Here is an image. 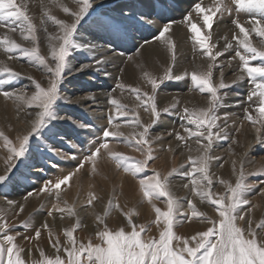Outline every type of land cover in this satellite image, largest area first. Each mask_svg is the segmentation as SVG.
Wrapping results in <instances>:
<instances>
[{"label":"rangeland","instance_id":"rangeland-1","mask_svg":"<svg viewBox=\"0 0 264 264\" xmlns=\"http://www.w3.org/2000/svg\"><path fill=\"white\" fill-rule=\"evenodd\" d=\"M20 2H24L28 6V15L36 27L37 40L35 44L31 40H25L20 34L19 22H16L15 31L8 26L10 22H0V69L8 67L20 74L19 78H11L0 72V79L6 81L4 90L16 92L23 90V92L31 94L35 90L34 82L38 81L46 85L50 76L43 66H37L19 50L7 52L3 42L4 38L7 36L22 47H38L41 54L47 56L50 51L49 34L55 35L57 29L52 21L47 19L46 14L55 15L61 19L66 18L61 6L67 4L69 7L75 8V2L74 0H17V3ZM97 2L104 4V8L100 11L111 13L117 17L118 9L129 5L131 7L125 8V11L130 12L134 7L140 13H150L146 19L155 21V23L136 25L128 30L126 36L110 35L98 30L90 23L83 25L78 42L86 44L91 41L100 47L94 52H89L84 48L75 50L72 62L77 68L85 63L95 65V60L91 58L95 56L96 59L104 61L100 68L106 70L108 75H105V71H98L95 66L79 73L74 72L72 75H67L61 86V94L64 99L57 101L56 113L59 117L70 116L72 120L52 121L50 125L52 132L45 133L46 138L37 137L30 140L29 153L25 157L11 161L15 165L11 181L0 188V217L6 215L8 223L17 225L13 234L20 232L23 235L33 236L34 229L39 228L47 220L53 231L61 235L63 241L64 229L74 225L79 218L80 227L74 233L75 237L85 242L92 238L96 242L94 238L98 226L96 216H103L105 211H108L105 221L110 228L126 225L127 217L124 213L127 212L132 215L134 223L138 226H146L147 230L141 234L142 236L158 238L159 231L153 223L155 220L154 210L139 189V178L152 176L153 169L165 175L173 169H177V172L170 177V182L174 194L181 198L183 205L181 212L191 215V208L188 205V200H191L197 211L213 218L216 215L214 207L207 201H202L192 191L191 179L180 175L181 172L189 171L191 168L189 156L194 158L198 155V146L194 140L187 141L191 148L189 151V148L183 147L182 142H179L175 136V132L187 135L184 131L187 122L181 119L180 113L183 112L184 107L190 109L202 107L207 100L206 94L199 93L198 89L194 87L190 76L179 82L165 81L157 89L155 102L157 110L161 114L157 124L150 130V138L159 136V139L151 140L153 158L149 160L147 168L139 177H133L130 173L117 169L114 162L105 156L98 159L95 172L91 170V165H86L85 169L76 172L67 185H61L59 202L54 195H50L46 191L39 192V187L42 186L31 182L33 175L30 174V171L36 167L40 169L36 178H44L42 182L45 181V183L47 181L54 182L57 178L74 171L78 167L79 160L88 154L89 149L93 148L102 136V131L108 127L109 115L115 116L116 119L112 121V126L108 127V130L118 131L123 134V137L135 136L137 139L139 138L138 133L142 131V128L126 123L123 118L119 117L110 100L116 99L125 106L124 110L126 111L131 109L129 116L137 115L142 123L151 122V113L144 111L143 107L139 106L140 101L135 93L130 91V88L139 87L141 91H149L151 94L150 85L145 83L144 73L147 72L150 76L159 78L171 63V53L165 45L152 39L153 34L163 23L168 20L175 21L172 28V36L176 44V61L172 65L174 74L182 75L185 71L190 74L194 70L206 68L209 62L194 46L190 39L191 34L183 22V17L193 10L194 3L202 2L203 5L210 6L213 0H97ZM162 17L164 19H161ZM236 18L233 13L231 17H225L219 26L216 23L213 24V43L221 37L231 39L233 33L238 31L232 23ZM239 19L241 22H245L250 17L241 15ZM245 26L248 25L245 24ZM45 28H47V32H45ZM251 39L254 46L258 44L259 38L255 34H252ZM110 40L114 51L107 50ZM145 40H148L149 43L144 44ZM223 42L220 40L217 47L222 48ZM232 55L234 52L218 58V62H225L223 79L229 84L239 74L237 61L232 62V67H228L226 64ZM215 75L218 80L219 69L215 70ZM118 82L130 87H126L122 91L116 87ZM250 87L251 85L246 79L238 85L221 90V94L227 93V97L218 114L222 118L221 124H223L224 115H228L227 125L230 138L214 142L211 155L219 159L211 161L209 172L213 179L211 191L215 195H222L225 189L219 181L221 179L230 180L234 184L236 176L239 174L240 162H244L246 182L254 185V188L246 197L250 204L243 208L245 212L251 209V218L259 223L264 219V191H262L264 176L257 178L247 174L254 173L264 167V145L256 142L255 129L245 119V109L251 108L255 115V105H249L246 99ZM1 98L3 100H0V131L12 140L13 145L18 147L17 137L25 134L33 117L28 116L26 111H18L16 103L13 100H5L2 93H0ZM173 104L176 105L175 108L170 107ZM166 107L170 108L167 113L163 112ZM27 111L33 110L27 109ZM80 123L87 127H78ZM259 126L257 125V127ZM262 133H264V129H262ZM108 143L114 151L133 158L130 163H134L136 159L145 158L146 153L137 151L134 144L129 145L123 138L119 141L109 138ZM4 145L5 141L0 138V175L5 173L10 155ZM65 156L69 158L65 159ZM72 156L79 157V160L71 159ZM233 161H236L235 172ZM185 184H188L189 187H183ZM29 192H32L33 195L25 199ZM89 193H93L97 197L91 205L87 203L90 199ZM5 199L23 204V212H19L18 206L9 208ZM165 199L161 198L154 203L164 209L166 208ZM109 201L118 203L120 208L109 209ZM57 203H59V207L65 209L63 213L52 209L53 204ZM68 207L73 208L75 215L68 214ZM50 209L53 210L55 219L48 216ZM23 221L28 222L27 228L21 225ZM179 221L176 223L174 231L181 236H191L196 231L205 230L207 226H210L208 221L195 218L187 220L183 216L179 218ZM17 243L23 245L26 251L28 248H32L33 257L39 258V251L34 247L33 242H26L22 237H18ZM39 248L47 254L54 252L48 244L46 231H42Z\"/></svg>","mask_w":264,"mask_h":264},{"label":"snow or ice","instance_id":"snow-or-ice-1","mask_svg":"<svg viewBox=\"0 0 264 264\" xmlns=\"http://www.w3.org/2000/svg\"><path fill=\"white\" fill-rule=\"evenodd\" d=\"M75 8L67 4L62 5V11L66 18H58L55 15H47L57 29L55 35L49 34L50 51L47 56L42 55L38 47H22L13 40L5 36L4 43L7 52L19 50L24 56L37 66H43L50 79L47 84L34 82V91L31 94L16 91L4 90L6 81L0 79V93L5 100H13L16 103L18 111H26L27 115L33 117L31 125L22 136L17 137L18 147L13 145L12 140L0 131V138L5 141V147L10 155L6 171L0 175V188H3L11 181V174L15 165L11 163L13 159L25 157L29 153L30 140L37 137L46 138L45 133H51L50 127L52 121L67 119L72 117L57 116V101L64 99L61 94V86L64 84L67 75L74 72L79 73L89 68L96 67L98 71L104 61L95 60V65L81 64L78 68L73 64V53L77 49H87L94 52L98 47L97 44L89 41L86 44L79 43L80 33L85 23L94 25L98 30L107 32L110 35L126 36L128 30L136 25L153 24L155 21L146 19L150 13H140L134 7L128 12L125 8L129 5L122 6L118 9V17L111 13H104L100 10L104 4L97 0H74ZM27 4L24 2L17 3V0H0V22H10L8 26L15 31L16 22H19V31L25 40H31L36 43V27L28 15ZM192 11L186 13L183 22L186 24L190 39L194 46L200 50L203 57L209 62L206 68L194 70L190 74L185 71L182 75L174 74L172 65L175 64L176 44L172 36V28L175 21L168 20L158 28L152 36L156 42L163 43L171 53V63L164 70L161 77L155 78L145 72V83L150 85L149 91H141L139 87L130 88L140 101L144 111L151 113V122L144 124L137 115L129 116V112L124 110L125 106L121 105L116 99H111L110 103L116 110L119 117L123 118L126 123H131L135 127L142 128L138 133L139 138L135 136L123 137L118 131H110L108 127L112 126L115 116L109 115L108 127L102 131V136L98 139L93 148H90L87 155L82 160L79 157L72 156L71 159L79 160L78 167L74 171L68 172L54 182L47 181L39 192H47L54 195L59 202L61 198V185H67L76 172L85 169L86 165H91V170L96 171V165L99 158L107 157L112 160L117 169H122L125 173H130L133 177H139L148 166L152 157L151 140L159 139V136L150 138V130L157 124L160 111L157 110L155 94L157 89L165 81L175 80L177 82L189 78L199 93L206 94V104L202 107L190 109L183 108L180 113L182 120L187 124L184 131L187 134L181 135L175 132V136L183 147L191 148L187 141L194 140L198 155L189 156L191 168L189 171L181 172L180 175L191 179V189L198 195L202 201H207L215 209V217H209L207 214L197 211L191 200L188 205L191 208V215L187 212H181L183 207L181 198L177 197L172 189L170 177L177 169H173L166 175L153 169L152 176L139 178V189L142 196L147 199L155 213V220L159 235L157 237L142 236L147 228L144 225L138 226L134 223L130 213H124L127 217V223L118 228H110L105 221L108 211L104 215H97V230L95 231V241L89 238L87 242L77 239L74 233L80 227L79 218L74 225L66 227L63 232V241L61 235L54 232L49 222L46 220L39 228L34 229L33 236L23 235L15 232L17 225L7 222V216L0 217V264H264V219L256 223L251 218V209L245 212L243 206L249 205L250 201L246 198L251 192L254 185L246 182L244 171V162H240L239 174L236 176L233 184L230 180L221 179L219 183L224 186L222 195H215L212 191L213 179L209 172V166L213 159H219L211 155L214 142L228 140V115L221 116L219 110L224 106L223 101L227 93L221 94V90L238 85L246 79L250 83L247 94L249 105H255V115L251 108L245 109V119L251 123L256 132V142L264 145V0H213L210 6L197 2L192 5ZM235 13L236 19L232 21L235 31L231 37H221L215 43L213 38V24L217 26L225 17H231ZM245 15L250 17L249 20L241 22L239 17ZM195 17V18H194ZM215 18V19H214ZM161 19H164L163 17ZM46 23V21H45ZM245 24L248 26L246 27ZM205 30L206 34H205ZM47 32V28H45ZM255 34L259 38L258 44L254 46L251 36ZM223 40V46L217 47ZM55 41V43H52ZM149 41L145 40L144 44ZM112 41H109L107 50L114 51ZM139 51V48H137ZM234 52L226 62L228 67H232V62L237 61L239 74L231 81L226 83L223 79L225 62H218L225 54ZM132 59V57H129ZM219 69V79L215 75V70ZM3 75L11 78H19V73L12 71L8 67L0 69ZM120 90L126 86L118 82L116 85ZM115 91V89H113ZM175 108L176 105L170 106ZM32 109L33 111H27ZM170 111L169 107L163 109V112ZM75 123V121H73ZM257 125H260L257 127ZM80 128L87 127L80 123ZM194 128V130H193ZM239 131V129H237ZM109 138L119 141L122 138L129 145L134 144L137 151L146 153L144 159H136L130 163L133 158L125 156L123 153L114 151L109 146ZM12 145V146H9ZM59 155V153H57ZM65 159L69 158L67 156ZM233 170L236 171V161L232 162ZM247 175L264 176V167L259 168L254 173ZM183 187L188 188L185 184ZM264 191V189H262ZM33 193H27V197ZM90 199L87 203L92 204L97 197L89 193ZM166 198V208L156 206L154 201ZM9 208L18 206L19 212H23L24 205L18 201L5 199ZM66 203V202H65ZM120 208L118 203L109 201V209ZM52 209L63 213L65 209L59 207V203L53 204ZM48 211V216L53 217V210ZM122 210V209H121ZM68 214L75 215L73 208H67ZM18 214V213H17ZM192 220L193 218L201 221H208L210 226L205 230L196 231L191 236L177 235L174 231L179 218ZM182 222V221H179ZM21 225L28 227V222L23 221ZM42 231L47 232L48 244L54 250L52 254H47L39 248V239ZM18 237L26 242H33L34 247L39 251V258L33 257L32 248L25 247L17 243Z\"/></svg>","mask_w":264,"mask_h":264},{"label":"bare ground","instance_id":"bare-ground-1","mask_svg":"<svg viewBox=\"0 0 264 264\" xmlns=\"http://www.w3.org/2000/svg\"><path fill=\"white\" fill-rule=\"evenodd\" d=\"M0 100H3L2 98L0 99ZM2 102V101H1ZM3 105V104H2ZM31 170V169H30ZM38 172H40V169H37V167L36 168H34V169H32L31 171H30V174L31 175H33L32 177H31V182H33L34 184H38V186H43L44 184H45V181H43L42 182V180L44 179H40V178H36V176L38 175ZM39 188H41V187H39ZM36 195V194H35ZM88 197V196H87ZM85 198V197H84ZM84 200V199H83ZM83 202V201H82ZM86 210V209H85Z\"/></svg>","mask_w":264,"mask_h":264}]
</instances>
